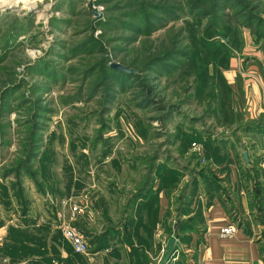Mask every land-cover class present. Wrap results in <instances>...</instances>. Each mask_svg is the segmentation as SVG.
I'll use <instances>...</instances> for the list:
<instances>
[{"label": "rangeland", "instance_id": "rangeland-1", "mask_svg": "<svg viewBox=\"0 0 264 264\" xmlns=\"http://www.w3.org/2000/svg\"><path fill=\"white\" fill-rule=\"evenodd\" d=\"M191 1L30 0L0 7V264H157L161 245L156 255L150 233L161 198L169 200L172 227L173 206L194 179L210 188L213 178L221 183L214 166L226 163L224 136L243 118L240 67L264 43L237 20L244 8L264 18V0H237L242 8L216 11L218 21L222 12L237 13L217 35L204 32L218 28L212 7H198L209 15L184 13ZM155 5H172L173 14L155 22L161 28L135 35L124 28L129 22L142 28ZM233 39L239 48H231ZM203 45L210 54L203 55ZM172 50L192 58L189 72L163 70L154 60ZM109 62L129 70L113 68L126 75L121 90L106 75ZM247 62V70L255 66ZM216 69L227 83L225 106ZM72 204L78 209L71 213ZM65 226L82 234L86 251L70 248Z\"/></svg>", "mask_w": 264, "mask_h": 264}, {"label": "crops", "instance_id": "crops-1", "mask_svg": "<svg viewBox=\"0 0 264 264\" xmlns=\"http://www.w3.org/2000/svg\"><path fill=\"white\" fill-rule=\"evenodd\" d=\"M259 49L249 53L240 67L244 73L241 84L249 90H237L243 116L240 128L224 134L226 144L221 152L226 163L214 166L217 179L223 177L218 182L220 187L208 193L196 180L193 192L173 206L177 220L172 227L169 200L161 198L157 204L159 211L150 233L151 239L156 236L158 248L154 252L158 255L160 245L171 233L182 237L181 257L176 264H185L188 257L204 264H264V43ZM247 61L255 65L250 68L255 80L247 73ZM238 69V60H233L235 76ZM180 221L186 227H175ZM227 224L233 226V232L219 236L218 228Z\"/></svg>", "mask_w": 264, "mask_h": 264}, {"label": "trees", "instance_id": "trees-1", "mask_svg": "<svg viewBox=\"0 0 264 264\" xmlns=\"http://www.w3.org/2000/svg\"><path fill=\"white\" fill-rule=\"evenodd\" d=\"M220 1L223 2V4L217 5L216 3H219ZM235 3L237 4L238 1L237 0H216V1L215 0H192L190 2V4L188 5V7L183 10V12L185 13L186 11L187 12L190 11V14H193L195 16L209 15V13H208V12H210L209 8H206L205 10H203L204 8L202 10H199L201 8H198L201 5H204V4L208 5L209 4V6L212 7V11L210 12V14L212 15V19H214L215 22L217 23L218 28L213 27V25L212 26L208 25L204 28V32H205V34L206 33H213V34L217 35L221 31L224 32V29L227 27V25H226L227 22H229L231 19H233V20L237 19V13L235 14V12H232V13L227 14L225 12H222V15L224 16L223 17L224 21H218V19H220V18H219V16H216V11L226 10V9L230 8L231 6H233ZM238 4L240 5V8L243 7V4L241 2ZM170 6H172V5H170ZM170 6H159V5L152 6V9L154 8V10L156 12L153 11V12H150L147 14H148V17L154 21L152 22L151 19L147 20L146 18H143V20H142L143 27L142 28L138 24H135L133 22H129V24L127 23V25H125V26L122 25V27L124 26V28H126L130 33H132V35H135L136 33L146 34L151 30H156L158 28H161L162 26H159L155 22L160 21L161 20L160 17H162V15L169 17L170 14H173L172 11L170 12V8H169ZM213 7H215V8L217 7V9H214ZM174 8L179 9L181 11L180 8H176V7H174ZM243 10H245V12L243 13L241 20H237L238 21L237 24L248 28L249 32L253 36V40L255 41V43L264 42V18H262L259 13H253L248 8H244ZM260 13L264 14V4L263 3L260 5ZM178 15L179 14H177V16H174L172 19L178 17ZM130 17L133 18V16H130ZM188 22H189L188 19H186V18L183 19V23L185 24V27L188 25ZM229 45L231 46V48H239V46H240V45H238V42L236 39H233ZM200 50L203 52V55H205V56L208 53L210 54L208 47L205 45L201 46ZM174 51L175 50H172L171 52H165L164 56L162 55L161 57H156L154 60L156 62H159L162 64L161 69H163V70H166V71L175 70V74L180 73V71L189 72L191 70V68H193L192 58L189 57L188 54H186V52L184 53L182 51L180 52L177 50L175 52ZM227 55L228 54L226 52L225 61H227V58L229 57V56L227 57ZM177 57H181V58L179 59ZM150 61H152V60H150ZM165 61H173V63L165 62ZM163 63H166V64L170 63V64L168 65V67H166ZM104 67L106 70V75L108 77H110L113 82L117 83L119 90L123 89V87H125V85H126L125 73L114 70L113 68H111L107 65H105ZM215 74L217 75V83H218V88H219V90H217V91H218V98L220 100V105L225 106L224 104L226 103V98L228 96V90H226V86H227L226 84L227 83L224 80V75H223L221 70L216 69ZM107 88L108 87L104 88V98H106L108 96L107 92H106ZM210 184H214V186L210 188L207 184L204 185L205 189L207 190L208 193L211 190L217 189L216 186H218V182H217L216 178L211 179ZM195 185H196V179H194L192 184H190V186L187 187L186 191L188 193H192ZM188 193H185V196H187ZM143 203H141V204L143 205ZM175 227L184 228V227H186V224L183 223V221H180L178 226L175 225ZM14 228L20 229V230H25V228L24 229L19 228V227L18 228L14 227ZM128 236H129L128 233L126 235H123L124 238H128ZM16 239H17L16 243L19 244L20 243L19 239L18 238H16ZM179 239L182 240V237H179ZM26 240L27 239H22V241H24V242H26ZM96 245L98 246L96 248H99L101 246H103V247L106 246V243H104V242L103 243H97L96 242ZM70 248H71V246H70ZM23 252H25L24 249H23ZM3 253H5V252H3ZM21 257H23V256H21ZM21 257H19L18 259H20ZM26 257H27V255H26ZM26 261H25V264H35L34 261H32V262H26ZM178 264H180V262Z\"/></svg>", "mask_w": 264, "mask_h": 264}, {"label": "built area", "instance_id": "built-area-1", "mask_svg": "<svg viewBox=\"0 0 264 264\" xmlns=\"http://www.w3.org/2000/svg\"><path fill=\"white\" fill-rule=\"evenodd\" d=\"M4 7V6H1ZM191 145L194 149L200 151L201 147L198 142L192 141ZM78 209L76 204L70 205V211L75 212ZM233 232V226L231 224L220 226L217 230L219 236H225ZM63 236L68 240L72 250L74 252H84L88 248L87 241L83 238L82 234L73 226H65L62 229ZM165 243L161 244L160 251L163 252ZM181 245L174 246L173 251L170 253L168 258L164 261L163 264H176L180 259ZM161 252V253H162ZM159 260V259H158ZM158 263V261H157ZM185 264H204V261H196L195 259L188 257L185 261Z\"/></svg>", "mask_w": 264, "mask_h": 264}, {"label": "water", "instance_id": "water-1", "mask_svg": "<svg viewBox=\"0 0 264 264\" xmlns=\"http://www.w3.org/2000/svg\"><path fill=\"white\" fill-rule=\"evenodd\" d=\"M108 66L111 68H114V69L122 70V71H129L128 69H126L124 66H121L117 62H109ZM242 155L245 156V151H242ZM179 245H180L179 239L176 237L175 234L171 233L165 241L163 252H162L157 264H163L164 261L170 255V253L173 251L174 246H179Z\"/></svg>", "mask_w": 264, "mask_h": 264}, {"label": "bare ground", "instance_id": "bare-ground-1", "mask_svg": "<svg viewBox=\"0 0 264 264\" xmlns=\"http://www.w3.org/2000/svg\"><path fill=\"white\" fill-rule=\"evenodd\" d=\"M30 2V0H21V2H19V3H17L19 6H24L25 7V5H27L28 3ZM32 2V1H31ZM10 3H12L11 2V0H10ZM33 3V2H32ZM9 4V3H8ZM8 4H4V5H0V7L1 6H8ZM30 6H31V4H30Z\"/></svg>", "mask_w": 264, "mask_h": 264}, {"label": "clouds", "instance_id": "clouds-1", "mask_svg": "<svg viewBox=\"0 0 264 264\" xmlns=\"http://www.w3.org/2000/svg\"><path fill=\"white\" fill-rule=\"evenodd\" d=\"M10 0H0V5L8 4ZM11 2L19 3L21 0H11Z\"/></svg>", "mask_w": 264, "mask_h": 264}]
</instances>
